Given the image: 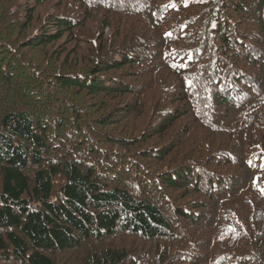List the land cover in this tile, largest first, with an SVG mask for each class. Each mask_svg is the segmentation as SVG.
Instances as JSON below:
<instances>
[{
    "label": "trees",
    "instance_id": "obj_1",
    "mask_svg": "<svg viewBox=\"0 0 264 264\" xmlns=\"http://www.w3.org/2000/svg\"><path fill=\"white\" fill-rule=\"evenodd\" d=\"M22 2L0 14V264H264V0ZM30 4L55 9L15 36Z\"/></svg>",
    "mask_w": 264,
    "mask_h": 264
},
{
    "label": "rangeland",
    "instance_id": "obj_2",
    "mask_svg": "<svg viewBox=\"0 0 264 264\" xmlns=\"http://www.w3.org/2000/svg\"><path fill=\"white\" fill-rule=\"evenodd\" d=\"M13 4H15L14 6H17V5H22V8H26L25 4L22 2V0L20 1H13L11 3H7V4H4V3H1L0 2V14L1 13H4V11L8 10L10 6H12ZM33 11H32V21L29 23V22H23V20L25 19V15L23 16H19L18 15V19H19V22L20 24H23V27H27V29L25 30H22L21 32L19 30H16V35H20L23 33V31H27V35L31 34L34 32V30L37 28V27H40L44 24L45 20H46V17H47V14L51 13L53 11V9H55L54 5L50 4V5H38V4H30ZM13 6V7H14ZM12 8V7H11ZM53 8V9H52ZM28 15H30V13H28ZM22 19V20H21ZM71 45L70 44V39L68 38L67 39V35L65 36V38L63 40H61L60 42L57 43V47H60L62 45ZM83 47H85L86 45L85 44H82ZM40 54V53H39ZM43 54H40L39 57H41Z\"/></svg>",
    "mask_w": 264,
    "mask_h": 264
}]
</instances>
